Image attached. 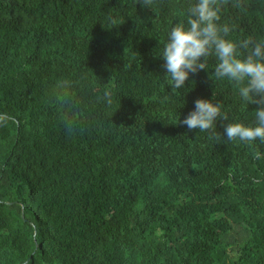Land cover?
Instances as JSON below:
<instances>
[{"label": "trees", "instance_id": "obj_1", "mask_svg": "<svg viewBox=\"0 0 264 264\" xmlns=\"http://www.w3.org/2000/svg\"><path fill=\"white\" fill-rule=\"evenodd\" d=\"M194 2L0 0V113L17 120L0 127V264H264V143L181 123L220 101L226 140L259 106L214 57L172 94L160 57ZM222 22L264 39V0Z\"/></svg>", "mask_w": 264, "mask_h": 264}, {"label": "clouds", "instance_id": "obj_2", "mask_svg": "<svg viewBox=\"0 0 264 264\" xmlns=\"http://www.w3.org/2000/svg\"><path fill=\"white\" fill-rule=\"evenodd\" d=\"M156 2L136 0L146 8H151ZM242 3L243 0H195L190 3L185 11L186 22L175 24L168 32L160 57L167 71L166 78L170 77L172 94L183 88L190 74L207 70L209 59L214 57L216 80L227 79L247 105L259 106L255 111V124L228 123L224 129L227 139L224 140L216 131L217 119L229 120L224 104L205 99H197L194 110L181 123L189 130L208 132L209 138L216 141H241L250 145L256 140L264 143V39L256 40L249 36L233 40L230 34L235 31V26L222 22L225 6L231 4L240 8ZM111 23L121 22L111 19ZM108 95L106 91L105 96ZM10 122L16 124V117L7 112L0 113V127H6ZM254 158H262L258 150Z\"/></svg>", "mask_w": 264, "mask_h": 264}]
</instances>
